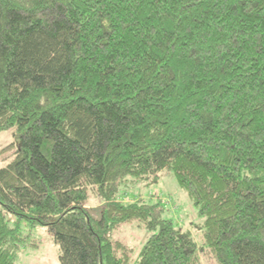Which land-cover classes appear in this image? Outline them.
Segmentation results:
<instances>
[{"label": "trees", "instance_id": "1", "mask_svg": "<svg viewBox=\"0 0 264 264\" xmlns=\"http://www.w3.org/2000/svg\"><path fill=\"white\" fill-rule=\"evenodd\" d=\"M7 130L0 264L38 226L60 264H264V0H0ZM164 171L200 245L128 190ZM132 222L138 251L113 237Z\"/></svg>", "mask_w": 264, "mask_h": 264}, {"label": "rangeland", "instance_id": "2", "mask_svg": "<svg viewBox=\"0 0 264 264\" xmlns=\"http://www.w3.org/2000/svg\"><path fill=\"white\" fill-rule=\"evenodd\" d=\"M13 131L0 132V166L4 165L12 157L13 144L17 140L13 135ZM144 184H147V181L136 182L134 185L137 186L138 190L135 188H129L128 190L135 195L142 192L152 193V198L149 197L150 194H147V197H145L146 194L144 196L141 194L140 196L151 201H164L166 208L169 210L165 211V217L171 219L181 229L188 230L200 245L202 243L200 227L203 218L198 216L195 207L184 191L178 187L173 175L164 171L159 180L152 184L149 189ZM125 197L128 201L130 200L128 196L125 195ZM88 198L87 207L94 216H98L101 205L100 198L94 191H89ZM146 235V232L137 226V222L119 225L113 232V237L125 242L134 248L135 251L140 249ZM28 239H30L31 243L28 247L20 250L16 260L17 264H60L58 245L54 243L44 227L33 228ZM200 254V264H217L208 252Z\"/></svg>", "mask_w": 264, "mask_h": 264}]
</instances>
